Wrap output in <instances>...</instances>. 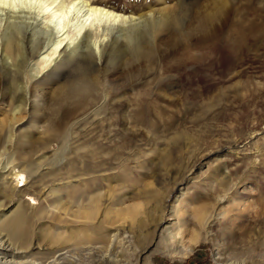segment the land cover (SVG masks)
Instances as JSON below:
<instances>
[{"label":"rangeland","instance_id":"374dc122","mask_svg":"<svg viewBox=\"0 0 264 264\" xmlns=\"http://www.w3.org/2000/svg\"><path fill=\"white\" fill-rule=\"evenodd\" d=\"M7 1L36 14L53 6L52 25L64 26L65 37L89 17V3L125 17L105 26L117 35L136 27L133 39L154 51L149 64L118 59L91 68L96 94L82 102L60 95L79 80L82 58L50 67L34 81L0 78V165L9 170L2 178L19 174L0 221L24 210L32 219L29 244L42 248L23 260L109 264L103 254L54 251L78 242L104 246L116 227L125 238L113 241L111 264H264V0ZM216 7L225 9L214 28L217 51L206 55L198 21ZM89 22L104 24L96 15ZM114 34L90 45L96 60L101 50H128L127 40ZM34 40V48L47 43L41 33ZM82 40L70 49L86 50ZM237 41L244 46L240 54L230 51ZM122 89L128 105L119 106L113 101ZM90 118L96 126L88 125ZM182 179L186 184L176 190ZM34 180L41 189H30ZM95 197L96 221L87 224L82 213ZM162 218L166 222L158 227ZM166 227L179 242L166 238ZM193 238L199 243L183 259Z\"/></svg>","mask_w":264,"mask_h":264},{"label":"bare ground","instance_id":"6f19581e","mask_svg":"<svg viewBox=\"0 0 264 264\" xmlns=\"http://www.w3.org/2000/svg\"><path fill=\"white\" fill-rule=\"evenodd\" d=\"M68 1H69V3L75 4L74 0H68ZM225 1H227V0H225ZM220 3H222V2H220ZM86 7H88L87 12L88 13L91 12L89 17L84 19L81 22V24L78 26L76 33L74 35H72V36L67 35L65 37L66 32L64 30L65 29L64 26H62L61 24H58L59 27L52 25V21H51L52 15L56 16L55 13L57 12V11H55L54 13H52V11L54 10L53 6L46 7L45 10H42L36 14V13H34L33 10H32L33 12H31L28 9H25L23 7H17V6L15 7L11 4H8L7 0H0V20L4 23V28L2 31H0V78H2L4 76V77L11 79L13 81H18L19 83L25 79H29V81H34V80L40 78L42 75H44V73L47 70H49L50 67L54 66L55 68H57V67L62 68L64 65L69 66V65L73 64V62H75L77 59L82 58L83 60L81 62H78V60H77V62L79 63V66H78L79 80L76 83L72 84L68 89H65L64 91L60 92V95L62 97L73 98L74 100H78V101L82 102L89 97L91 98L93 95L95 96V94H96V82L93 79V77H90V75L88 73L91 68H95V66H97L99 64L100 65L106 64L105 65V67H106V66H109L110 64L116 62L118 59H120V60L126 59L129 62L131 60H133V62L134 61H141V62L143 61L147 64H149L151 61H153L154 51L148 47L143 46L141 43H137L134 40L135 38L133 39L134 34H132V33L135 32L136 27L135 28L132 27L130 29L121 28V29L117 30L118 32L116 31L117 33H120V35H117L115 33V31L113 32L114 29L112 30L111 28L109 29L107 26H105L107 23H109L108 25H115V24L119 23L120 21L125 20L126 19L125 17L112 14L103 8H98L96 6H90L89 3H86ZM216 8L217 9L215 12L212 11V12L206 14L205 16H202V18L200 17L201 20L198 21V22H200L198 25L199 30H200V32H202L204 34L202 36L203 38H201V39L199 38L200 39L199 40V48H201V50H200L201 52L204 53V51H205L206 55H208L207 53H209L211 55V53L213 54L214 51L215 52L217 51V50L212 49L213 48L212 44H214L213 39L215 38L214 28H216L215 26H217V25H215V23L219 20V17L222 15V13L225 9H224V7H220V8L216 7ZM247 12H248V9H247ZM88 13L86 15H88ZM230 13H231V9H230ZM228 14H229V11H228ZM94 15H96L97 20H99L100 22L104 21V24L99 25L97 27L96 26L94 27V25H91V22H89V20ZM42 17H43V19L45 18V20L47 19V21L44 23H41L40 21H41ZM249 21H250V19H249ZM168 22L169 23L174 22V18H172V16H171V18H169ZM257 22H258V20H257ZM218 23H219V21H218ZM247 24H248V22H247ZM101 26H102V28H101ZM219 30H220V28H219ZM247 31H248V29H247ZM221 32L223 34L222 30H221ZM257 32H259V31H257ZM37 33L44 34L45 39L47 40V43L44 45L42 43H40L43 46H41L39 44L37 46V48L36 47L34 48V42H35L34 37L36 36ZM239 33H241V32H239ZM113 34L116 35L118 39L125 38L127 40L128 44L125 45V48H127L128 50H110V49L109 50H101L99 59L96 60L95 52H94L95 50H89L91 48L90 45L94 44V46L96 47V43H97L98 38H100V42H101V37H106V35L113 37ZM81 35H83L82 43H83L84 48L86 50H78V49L71 50L70 49L71 44H73L78 39V37ZM233 35H235V34H233ZM116 36H114V37H116ZM247 36H248V33H247ZM240 37L241 36H239V38ZM19 38L23 39L22 41L24 42V50H20L21 47L19 44L20 43ZM136 39H138V38H136ZM237 42H238V44H233L234 48H230V51L234 54L241 51L240 49L243 50V47H244L243 43H241V41H237ZM131 43H133V45L130 48ZM227 43L228 42H225L224 44L227 45ZM139 44H141L142 47ZM188 52L186 51V53H185L187 59H189L191 57V55ZM239 54H240V52H239ZM136 58H138V59H136ZM134 59H136V60H134ZM12 86L13 85H11V87ZM127 87H126V89H127ZM122 94H123V89L116 94L119 96L112 94V96H116V98H114V101H113V102H115L116 105L122 106L126 103V101H124L122 98L123 97ZM106 98L108 99V97H106ZM126 105H128V104L126 103ZM106 106H108V105H106ZM93 111H95V110H93ZM90 115H91V113H90ZM96 117H97V115H96ZM90 119H91V121H90V124H88V125H91V126L95 125L96 126L97 122L92 118H90ZM77 126H78V124H77ZM83 127H85V126L83 125ZM88 127H90V126H88ZM91 128H93V127H91ZM84 130H85V128H84ZM93 130H94V128H93ZM80 132H82V130H80ZM75 136L77 137V135H75ZM100 136H102V134ZM97 139H99V137ZM103 140L104 139H102V141ZM99 141H101V140H99ZM90 142H92V141H90ZM101 143H103V142H101ZM75 146H77V145H75ZM88 149L89 148H87V150ZM89 153L93 154V152L91 150ZM87 156H88V154H87ZM6 165H3V164L0 165V217L4 216L5 215L4 212L9 209V207H8L9 202L11 201V199L14 196V193L16 192V186H18V181L16 184H14V183H15V180L17 179V177L19 176V174H16V173L11 174V172H10V174H8V175H12L11 178H9L8 176L2 178V176L5 172L6 173L9 172V170H7ZM5 176H6V174H5ZM36 176H37V174H36ZM13 177H15V178H13ZM186 182H187V179H182V180L178 181V183H176V185H175L176 190L180 191L182 186H184L186 184ZM41 188H42V185L38 184L35 180L30 186V189L32 191H35V190H38ZM43 188H45V187H43ZM98 202H99L98 197L91 198L89 205L84 207L85 210L82 214H83L84 221L87 224H92L96 221V217L98 214ZM50 212H52V210H50ZM136 212H137V210H135L131 213L132 218H134L136 216ZM197 216H198L199 221L202 222V220H204L203 219L204 212L198 213ZM42 218H44V217H37V220L42 222V220H43ZM37 220H35V221L38 222ZM31 222H32V219L30 217H28V215H26V212L24 210H22L21 212L15 213L10 217H6L4 220L0 221V264H34V261L31 262V260H30V262H28V260H23V259H25V258H23L24 255L26 256V255L32 254L33 250H40V249L42 250L41 246H39L35 243H34V245L29 244V241H28L29 240L28 238H30L29 237L30 236L29 235L30 234V231H29L30 226L29 225ZM165 222H166V219L162 218L160 220V222L158 223V227H161V226L163 227ZM214 222H215V218H213V219L209 218V220L207 221L206 224L211 228L212 227L211 224H213ZM83 232H82V234H83ZM122 232H123L122 228H116L115 227V229H113V231H112L113 234L109 233L106 236L107 240H106V242H104L105 243L104 246H100V245L97 246V244H93V243L91 244L90 242H85V243L78 242V243H74V245H72V246L62 245L61 247L57 248V250L55 249L54 253L60 252V253H62L61 255H64L66 253H69V252H65V251L67 249L69 250V248H70V250L73 249L74 251H78L79 253L85 252L88 254L92 253L93 255L103 254V257L101 258L102 261H105L106 263H109V264L116 263V261L112 258V257L115 258V256H116L114 253L115 249H113V247H116V246H114L113 241L114 240L119 241V239L125 238V237H122V235H121V234H123ZM163 232H164V234L168 240H170V241L176 240V241H174V243L179 242V239H177L176 235L174 234L173 231L170 230V228H168V227L164 228ZM80 235H81V233H80ZM126 238L129 239V237H126ZM53 239L56 241V238H53ZM16 241L20 245L17 244ZM52 242H53V245H56V243L53 240H52ZM112 242H113V244H112ZM198 243H199L198 239L193 238L192 245L190 247L186 248V250H184V252L181 253L182 258L183 259L189 258V256H191V254L193 252L194 246H196ZM146 249H147V247L143 248L140 251V254L138 255V259L139 258L141 259L143 254L146 253L145 252ZM176 249H177V245H176ZM117 252H118V250H117ZM230 264H233V263H230Z\"/></svg>","mask_w":264,"mask_h":264},{"label":"snow or ice","instance_id":"6c2138e0","mask_svg":"<svg viewBox=\"0 0 264 264\" xmlns=\"http://www.w3.org/2000/svg\"><path fill=\"white\" fill-rule=\"evenodd\" d=\"M21 179H23V178H21Z\"/></svg>","mask_w":264,"mask_h":264}]
</instances>
